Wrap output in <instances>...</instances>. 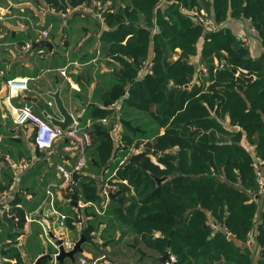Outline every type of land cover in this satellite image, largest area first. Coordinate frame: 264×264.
Masks as SVG:
<instances>
[{"label":"trees","instance_id":"1","mask_svg":"<svg viewBox=\"0 0 264 264\" xmlns=\"http://www.w3.org/2000/svg\"><path fill=\"white\" fill-rule=\"evenodd\" d=\"M67 2L78 5L89 0ZM183 8L203 9L217 23L228 17H248L264 45V0H129L116 13L103 14L106 19L113 18L124 35L129 34L123 53H129L131 61L118 58L134 72L123 107L145 115L135 120L121 116L127 132L122 147L126 149L144 132L151 137L147 150L157 161L147 157L138 165L134 158L139 155L134 154L117 168L121 200L111 198L114 206L108 213L113 214L116 227L124 225L135 234L131 241L137 253L140 244L160 255L168 249L175 258L171 264H251L253 255L242 243L257 224V262L264 264V207L255 175V158L264 160V51L250 56L228 27L204 31ZM150 46L152 68L142 78H135ZM233 69L246 73H234ZM240 74L253 79L246 81ZM122 94L117 87L104 102L109 104ZM106 114L102 110L99 115L106 119ZM144 118L147 121L141 123ZM91 127L88 162L98 170L113 156L109 138L113 123L96 120ZM259 167L264 175V166ZM164 176L166 181L157 182L156 178ZM80 178V197L97 200L96 179L89 174ZM161 185L168 189H160ZM19 201L15 195L8 203L18 217L17 228L22 229L24 215L16 206ZM91 225L83 231L87 239ZM47 252L55 250L48 248ZM9 253L7 257H14L15 264H23L17 250ZM50 262L43 259L38 264Z\"/></svg>","mask_w":264,"mask_h":264},{"label":"crops","instance_id":"2","mask_svg":"<svg viewBox=\"0 0 264 264\" xmlns=\"http://www.w3.org/2000/svg\"><path fill=\"white\" fill-rule=\"evenodd\" d=\"M49 1L0 0V195L6 194L4 198L0 196V215L3 211H7L8 215L14 214V230L12 232L18 234L12 237L10 235L12 232L0 219L2 222L0 224V264L5 262L15 264L14 257H7L13 248L20 253L23 264L35 262L40 255L49 253L47 252L48 248L54 249L42 235L40 226L35 222H27L26 216L31 213L36 218L49 219L47 210L38 209L44 199L45 188L49 181L57 180L55 166L62 164L70 168L74 159L72 152L62 150V140H58L54 144L52 153L47 155L45 152H39L33 142L32 130L27 127L25 131L23 130L24 126L16 125L13 122L12 107L26 103L39 115L46 112L54 118L61 119L53 98L48 95L49 92L58 90L63 105L81 126L88 125L92 129L91 124L96 120L103 124L112 122L113 127L109 133L115 134V137L119 139L127 133L121 119L122 115L126 114L128 119L133 120L142 118L140 116L142 114L136 112L133 107H123L122 102V99L128 94L129 77L134 75L133 70L126 68L118 60V58H123L128 63L131 61L129 53H123V46L129 34L124 35L125 31L118 29L119 25L113 18L103 17L104 13H116L119 8L128 4L129 0H89V3L81 2L87 7V10L84 11L75 10L74 6L76 5L69 4L67 0ZM97 1L110 2V5L108 4L107 9L102 13V19L97 17L94 9V4ZM164 4L165 2L159 3V5ZM183 10L188 9L183 8ZM245 23L244 20L228 17L220 26L228 27L237 37L243 33L250 34L246 31ZM125 24L130 26L132 22L125 21ZM42 29L48 31L47 37L40 34ZM155 31L153 28L152 33ZM40 40H48L51 49L43 45L34 47V43ZM25 44H30L29 48L23 49ZM201 45L202 42L199 40L196 44L195 60L199 58ZM246 47L252 57H256L264 51V45L257 38L255 31L251 34ZM152 56L153 50L150 46L145 61L152 59ZM195 66L197 67V63ZM142 67L140 65L138 68L135 78L144 76ZM61 70L65 71V75L61 74ZM14 77L27 78V88L19 91L17 95L9 94L4 82L5 79ZM117 87L122 89L123 94L118 99L106 104L104 100L109 96L111 90ZM26 98H30V100ZM32 98H35L40 106L31 101ZM102 110L107 111L105 115L107 120L99 115ZM125 117L127 118V116ZM140 121L142 123L147 120L144 118ZM148 128V124L144 125V129ZM160 129L159 133H162L163 129ZM136 138L147 140L151 137L149 134L141 132L136 135ZM116 141L112 140L113 156L101 167H106L109 172L115 169L122 160V155L128 151V148L119 150L121 143ZM246 141L244 140V142ZM245 144L252 151L251 145L247 142ZM90 157L89 154L85 170L88 169L87 173L94 178L100 174L102 169L96 170L91 166L88 162ZM25 161L28 163L26 168L18 170L17 166ZM260 165L264 166V164ZM15 195L20 200L16 206L24 215L22 229L17 228L18 217L15 211H11V206L8 203ZM260 203L264 207V198ZM57 205L60 210L69 211L73 203L59 199ZM111 206H114L113 202H110L109 208ZM87 212L90 213L89 210ZM112 215L104 218L105 226L115 223ZM94 218L87 219V225L92 224L90 230L98 229L100 224H104L103 219ZM34 225L40 230L38 237L42 244L36 243L33 234ZM66 226L67 238L73 241L78 240L80 234L74 227L72 219H67ZM112 228L114 232L110 233H113V236L119 233L118 240H114L110 233H107L108 227H105L98 235L99 242L97 243L99 245L90 242V235V239L84 236L86 245L81 244L82 251L74 256V260L66 257L56 264H80L79 257H85L86 263L84 264H91L93 259H97L96 264H111V262L137 264L130 260L121 262L117 258L119 250L129 259H133L130 254L138 255L139 264H171L170 262L161 263L152 258L151 256L160 254H156L155 251L143 244L138 245L141 248L138 253L135 251L133 243L129 245L127 242L123 247L117 246L120 238H132V234L128 236L127 231L126 233L123 231V227ZM17 230H21V232ZM130 242L132 241L130 240ZM2 251H5V254H2ZM101 254H105L106 258L98 259ZM169 254L172 255L170 251Z\"/></svg>","mask_w":264,"mask_h":264},{"label":"built area","instance_id":"3","mask_svg":"<svg viewBox=\"0 0 264 264\" xmlns=\"http://www.w3.org/2000/svg\"><path fill=\"white\" fill-rule=\"evenodd\" d=\"M110 5V2L105 3L96 2L94 4V9L97 17L102 19V13L107 9V5ZM77 11L87 10L86 5L78 4L74 6ZM185 14L190 15L196 23L200 24L204 31H213L217 30L220 25H217L214 20L204 13L199 12L195 8L188 10H183ZM40 34L43 37L48 36V31L46 29L40 30ZM237 40L243 45L247 46L250 36L247 34H242L236 37ZM30 44H25L23 49L29 48ZM144 75L150 72L152 68V60H144L142 63ZM198 66V65H197ZM200 71L202 73L206 72L205 67L202 64H199ZM239 72L246 73L245 70L239 69ZM236 70V72H238ZM62 75H65V71H60ZM5 86L9 94L17 95L19 91L27 88V78L23 77H14L5 79ZM12 120L16 125L29 127L33 132V142L35 147L41 151L45 152L47 155L53 152L54 144L58 140H62V150L66 152H72L74 159L70 168L65 167L62 164H57L55 166L56 181H49V184L45 188V196L41 201L38 209L41 211L47 210L49 213L47 217L49 219H41L32 216L29 213L26 216L27 222H35L40 226V230L45 239L54 247L55 252L51 253L52 260L51 264H56L58 261L55 259V256L58 254V246H56L51 238L49 233H52L56 236L57 239L61 240V244L64 250H70L75 243V241L68 239L66 236V221L67 219H72V223L78 233L81 235L87 226V219L89 217L104 218L109 216L108 208L111 202V193L118 192V187H116V182H119L116 178V170L124 162L122 159L115 169L112 172L104 167L101 168V172L98 176H95L96 184L98 186L99 197L97 200H84L81 196L80 191V175L88 174L85 172L87 166V149L91 146L92 138L90 134V127L88 125L81 126L79 122L74 119L69 127L61 128L50 124L42 115L35 113L31 106L23 103L22 105L13 106L11 110ZM104 120V119H103ZM117 142V141H116ZM123 146V144H121ZM252 148V146H250ZM255 174L258 183V193L259 188L262 190L264 187V179L261 177V169L259 164H264V160L260 158H255ZM28 165L27 162H21L17 166L18 170L26 168ZM93 177V176H92ZM126 183V181H122ZM6 194H1V198H4ZM72 195H74V204L70 207V210L63 211L58 208L57 201L61 199L64 202L72 201ZM87 210L90 213H87ZM101 225V226H100ZM98 229L90 230L89 235L91 237L90 242H94L95 245H99V237L104 224H100ZM212 228L216 226L211 223ZM257 227H252L251 230L247 233L245 241L242 243V246L247 248L249 251L254 249V241L256 240ZM170 260L174 261V256L170 255ZM106 258L105 254H101L98 259ZM97 259H93L91 264H96ZM78 262L80 264L86 263L85 257H79ZM29 264V263H24ZM30 264H33L30 263ZM111 264H119L118 262H111Z\"/></svg>","mask_w":264,"mask_h":264},{"label":"water","instance_id":"4","mask_svg":"<svg viewBox=\"0 0 264 264\" xmlns=\"http://www.w3.org/2000/svg\"><path fill=\"white\" fill-rule=\"evenodd\" d=\"M38 45L48 46L49 49H51V44L48 40H40V41L34 43L33 46L36 47ZM194 67H196L195 64H194ZM233 72L236 73V70L233 69ZM240 76L246 81L253 79V76H245V75H241V74H240ZM58 93H59V91L57 90L55 92H49L48 95L53 98L54 104H55V106H56V108H57V110L60 113L62 118L61 119L54 118V117L48 115L46 112H43L42 115L50 124L55 125V126H59L61 128H66L72 124L73 116L69 113L67 108L63 105V102L59 98ZM26 99L30 100V98H26ZM31 101L35 102L38 106H40V104L38 102H36L35 98H32ZM166 179H167V177H165V176L162 178H156L157 182L164 181ZM109 196L111 198L121 200L119 198L118 192L111 193ZM72 199L73 200L71 201V203L74 204L75 203L74 202V195H72ZM0 219L2 220L3 223H5L7 225V228L10 232H12L14 230V214L8 215L7 211H3L0 215ZM17 231L21 232V230H17ZM49 237L51 238L53 243L56 246H58V254L55 256V259L59 262H61L66 257L70 258L71 260H74V256L82 251L81 244L86 241V238L84 237V235L81 234L79 239L76 240L75 243L73 244L72 248L70 250L66 251V250H64V248L61 244V240L57 239L54 234L49 233ZM168 246H169V243H167V247ZM151 257L156 259L157 261H159L161 263L172 262L170 260L168 249L165 250L163 252V254H161V255L151 256ZM43 259L52 260V255L50 253H44V254L40 255L35 260L34 263L38 264Z\"/></svg>","mask_w":264,"mask_h":264},{"label":"rangeland","instance_id":"5","mask_svg":"<svg viewBox=\"0 0 264 264\" xmlns=\"http://www.w3.org/2000/svg\"><path fill=\"white\" fill-rule=\"evenodd\" d=\"M199 12H202V13H204L206 16H208V17H210V18H212L213 20H214V18H213V16H211V14H209V13H207V12H205L203 9H200V10H198ZM238 19H240V20H244V22H246L245 24H246V31L248 32V33H250V34H247L248 36H251V34L252 33H254V31H255V28H254V26L252 25V23H251V20H250V18H245V17H242V18H238ZM214 22H215V20H214ZM225 21H218V23L217 22H215L217 25H220L221 23H224ZM256 32V31H255ZM257 34V33H256ZM257 38L261 41V39L259 38V36H258V34H257ZM203 39H204V37H203V34L201 35V37L199 38V40H201V42L203 41ZM163 129V128H162ZM23 130H27V127H23ZM159 131H161V129L159 130ZM109 138L111 139V140H113V141H119L121 144H124V141H123V139H122V137L119 139V138H116L115 137V134H112L111 135V133H109ZM147 144H148V141L147 140H143V139H136L134 142H132V145L130 144V145H128V147L126 146V149L128 148V151L127 152H125V154H123L122 155V159H124V161H128L130 158H131V156L132 155H134V154H138L139 156L137 157V158H134V162L135 163H137L138 165H141L143 162H144V160H145V158H149L152 162H155V163H157V161H156V158H155V156L151 153V151H150V149L149 150H147ZM122 146V145H121ZM120 146V148H119V150H121V148H123V147H121ZM145 149V151H143L142 152V150H144ZM40 152V151H39ZM44 154V153H43ZM89 154H91V146L87 149V156H89ZM42 155V154H41ZM27 160V159H26ZM26 162V161H25ZM160 165V164H159ZM260 168V167H259ZM86 172H88V169H86L85 170ZM261 173H262V171H261ZM256 175V174H255ZM261 177L264 179V175L263 174H261ZM167 180V179H166ZM166 180H164V181H166ZM257 180V179H256ZM163 181V182H164ZM116 185V184H115ZM116 187H117V185H116ZM169 187H170V189H172V187H173V184H171V185H169ZM160 189H168V186H166V185H161L160 186ZM257 189H258V183H257ZM259 192L260 193H258V190H257V194L259 195V199H260V202H262V200H263V198H264V187L262 188V190H260V188H259ZM262 204V203H261ZM101 226V225H100ZM105 227H108V230H107V233H110V232H114V230H112L113 228L112 227H116V225H106ZM121 227H123V231L126 233V231H127V234H128V236H130L131 234H132V236L133 235H135L134 233H132L131 231L129 232V230L123 225V226H121ZM253 227H257V224H254L253 225ZM36 231H37V233H36ZM38 232H40V230H39V228L37 227V226H35L34 225V236H35V240H36V243H38L39 244V242H40V244H42L41 243V240H40V238L38 237ZM249 232V231H248ZM247 232V233H248ZM41 234V233H40ZM110 235H111V237H113L114 238V240H118V235H119V233H118V235H114L113 236V233H110ZM105 236V238H106V236H107V234L106 235H104ZM130 240H131V238H128V239H125V238H120V240L117 242V246H124V244H126L127 242L129 243V245L132 243V242H130ZM256 241L257 240H255L254 241V243H253V245L255 246L254 247V249H252V250H250V253L253 255V257L251 258V264H258V262H257V259H258V257H259V252H258V245H256ZM82 245L83 246H85L86 245V242H84V243H82ZM51 247V246H50ZM132 257H133V259H129V258H126V256H124L123 255V252L121 251V250H119V252H118V254H117V258L118 259H120L121 260V262H129V260L130 261H132V262H134V263H137V264H139L140 263V260H137L139 257H138V255L136 256L135 254L133 255V254H130ZM135 258V259H134ZM69 262V261H68ZM27 263H32V262H27ZM10 264V263H9Z\"/></svg>","mask_w":264,"mask_h":264}]
</instances>
